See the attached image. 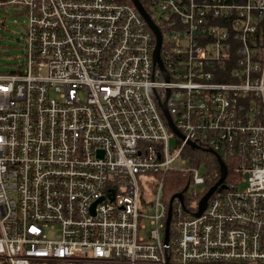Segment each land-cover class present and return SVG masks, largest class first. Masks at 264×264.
Wrapping results in <instances>:
<instances>
[{
    "label": "built area",
    "instance_id": "2783aa9c",
    "mask_svg": "<svg viewBox=\"0 0 264 264\" xmlns=\"http://www.w3.org/2000/svg\"><path fill=\"white\" fill-rule=\"evenodd\" d=\"M139 1L168 78L132 0L0 1L28 16L0 72V264H264V0ZM199 149L228 175L194 216ZM170 172L198 202L166 243Z\"/></svg>",
    "mask_w": 264,
    "mask_h": 264
},
{
    "label": "rangeland",
    "instance_id": "374dc122",
    "mask_svg": "<svg viewBox=\"0 0 264 264\" xmlns=\"http://www.w3.org/2000/svg\"><path fill=\"white\" fill-rule=\"evenodd\" d=\"M28 16L24 7L15 4L0 6V72H14L18 70L25 58V40ZM176 137L171 136L170 145L174 147ZM206 166L202 167L201 173L204 174ZM246 184H241L243 189ZM192 184L189 186L186 195V202L189 205H197V199H192L191 194L195 190ZM204 191L205 186H199ZM168 198L170 200L171 196ZM174 225V223H173Z\"/></svg>",
    "mask_w": 264,
    "mask_h": 264
},
{
    "label": "water",
    "instance_id": "95a60500",
    "mask_svg": "<svg viewBox=\"0 0 264 264\" xmlns=\"http://www.w3.org/2000/svg\"><path fill=\"white\" fill-rule=\"evenodd\" d=\"M132 1L139 8L140 12L149 20L151 26L153 27V29H154V31L156 33V36H157V46H156L155 52H154V60L163 69L166 77L168 78L167 72H166V70L164 68V65H163V62H162V59H161V55H160L161 45H162V35H161V32H160L159 28L155 25V23H153V21H151L149 15H147V13H146L145 9L143 8L141 2L139 0H132ZM161 107H162L164 116L166 117V120L168 122L169 127L172 129V131L176 135H178L181 138H184V136L179 131V129L176 127V125H175V123L173 121V118H172L171 113L169 111V108L167 106V101L162 102L161 103ZM190 145L193 148H198V146L196 144H194V143H190ZM206 151L212 153L217 158L218 163H219V166H220V178L218 179V181L214 185H212L208 189V191L202 197V199L199 202V208H198V210L193 213L194 216H200L203 213V211L207 207V203H208L209 198L216 191V189H218L219 187L220 188H224L225 187V185L223 184V182L225 181V179H226V177L228 175L227 165L224 163V161L222 160V158L217 153H215L213 150H211V149H207ZM187 189H188V186H186L183 191H186ZM176 198H178L183 203L184 196H183L182 191L173 194L171 196V198H170V201H169V214H168L167 226H166V243H168V241H169L170 223H171L172 211H173V202H174V200Z\"/></svg>",
    "mask_w": 264,
    "mask_h": 264
},
{
    "label": "trees",
    "instance_id": "16d2710c",
    "mask_svg": "<svg viewBox=\"0 0 264 264\" xmlns=\"http://www.w3.org/2000/svg\"><path fill=\"white\" fill-rule=\"evenodd\" d=\"M0 1H8V0H0ZM195 154L197 155V166L203 167L206 166L207 170V189L214 185L218 179L220 178V166L217 158L210 152L204 150H196ZM199 156V157H198ZM165 182V196L166 199L169 200L168 196L171 194H175L177 192H181L185 189L186 186H189V179L187 176H184L177 172L167 173Z\"/></svg>",
    "mask_w": 264,
    "mask_h": 264
},
{
    "label": "flooded vegetation",
    "instance_id": "af4514ba",
    "mask_svg": "<svg viewBox=\"0 0 264 264\" xmlns=\"http://www.w3.org/2000/svg\"><path fill=\"white\" fill-rule=\"evenodd\" d=\"M182 193H183V196H185V191H182ZM175 201V200H174Z\"/></svg>",
    "mask_w": 264,
    "mask_h": 264
}]
</instances>
